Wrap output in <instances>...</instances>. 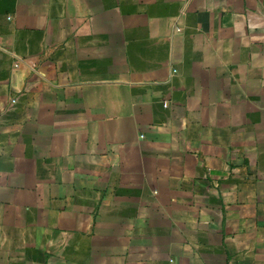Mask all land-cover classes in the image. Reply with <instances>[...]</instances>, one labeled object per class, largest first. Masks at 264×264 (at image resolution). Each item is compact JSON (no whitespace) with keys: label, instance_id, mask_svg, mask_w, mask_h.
<instances>
[{"label":"crops","instance_id":"0c3cea01","mask_svg":"<svg viewBox=\"0 0 264 264\" xmlns=\"http://www.w3.org/2000/svg\"><path fill=\"white\" fill-rule=\"evenodd\" d=\"M0 264H264V0H0Z\"/></svg>","mask_w":264,"mask_h":264},{"label":"built area","instance_id":"2783aa9c","mask_svg":"<svg viewBox=\"0 0 264 264\" xmlns=\"http://www.w3.org/2000/svg\"><path fill=\"white\" fill-rule=\"evenodd\" d=\"M177 31H179V29L177 28Z\"/></svg>","mask_w":264,"mask_h":264}]
</instances>
